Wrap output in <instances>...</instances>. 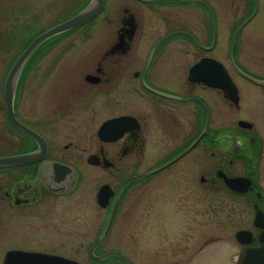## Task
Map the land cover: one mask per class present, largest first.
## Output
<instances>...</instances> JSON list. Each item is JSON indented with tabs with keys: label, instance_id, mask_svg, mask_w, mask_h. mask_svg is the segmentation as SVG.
Segmentation results:
<instances>
[{
	"label": "flooded vegetation",
	"instance_id": "flooded-vegetation-1",
	"mask_svg": "<svg viewBox=\"0 0 264 264\" xmlns=\"http://www.w3.org/2000/svg\"><path fill=\"white\" fill-rule=\"evenodd\" d=\"M263 17L264 0H103L101 13L87 23L88 29L83 25L59 37L67 36L68 44L89 40V35L78 33L83 29L82 33L97 34L98 46L87 52L91 57L71 95L78 104L57 115H35L33 123L26 122L18 112L19 81L15 117L40 137L44 152L38 142L8 124L3 106L4 128L15 138L9 139L6 130L0 135L3 149L12 148L0 157L37 152L41 159L0 168V264L13 251L65 256L57 253L55 241L68 238L70 214L75 211L80 216L74 224L90 225L96 241L102 232L96 231L103 222L100 211L106 210L107 221L114 209L111 229L126 199L129 213L135 194L150 196L157 179L174 184L184 173V185L190 190L195 182L211 192L231 193L223 175L248 177L253 186L243 195L255 197L261 188L258 170L264 132L258 134L253 125L261 118L256 112L248 120L238 117L246 87L240 86L241 92L234 76L264 92V76L242 67L250 58L241 51L246 44L242 34L264 32ZM263 39L260 35L255 41L261 53ZM213 60L225 66L235 94L216 87L222 84ZM258 61L263 64L264 56ZM60 124L68 129L56 130ZM69 138L62 145L57 142ZM186 156L188 162L177 166ZM102 185L112 191L104 208L97 203ZM89 200L93 214L85 219ZM254 203L253 198L252 207ZM256 230L252 233L257 239ZM102 243L93 255H101ZM253 244L257 246V240Z\"/></svg>",
	"mask_w": 264,
	"mask_h": 264
},
{
	"label": "rangeland",
	"instance_id": "rangeland-1",
	"mask_svg": "<svg viewBox=\"0 0 264 264\" xmlns=\"http://www.w3.org/2000/svg\"><path fill=\"white\" fill-rule=\"evenodd\" d=\"M88 1L0 0V135L6 130L9 139L15 138L13 132L9 128L5 129L3 125V85L15 59L34 37L72 15L81 4ZM89 25L90 23L85 24L84 27L88 29ZM82 31L83 29H80L78 33L89 35V40L83 39L77 44H68L67 36L48 40L27 64L18 88L22 92H19L17 104L18 112L26 122L33 123L35 115H57L78 104L77 101L73 102L71 95L74 94V87L81 82L86 70L83 68L91 57L87 52L90 50L89 52L93 53V49L98 46L95 32L85 34ZM260 35L264 38V32L242 34V41L246 44L241 51L244 50V56L250 58V63H245L242 67L251 74L264 76V62L260 64L258 61V56H264V50L261 53L255 42ZM234 79L241 92L243 89L240 86L246 87V92H242L243 99L238 117L248 120L250 113L256 112L261 118L253 125L256 126L257 133L262 135L263 89L247 84L236 76ZM66 129L68 128L60 124L56 130ZM69 140L70 138L60 139L57 142L62 145ZM4 146L0 140V153L3 152ZM8 146L4 151L12 150ZM189 158L190 156H186L177 166L185 165ZM209 159L205 158L203 162L206 163ZM201 172L199 167V175ZM105 181L103 179V182ZM175 181L174 184L164 185L162 180L157 179L156 191L150 196L145 192L135 194L134 208L129 213L126 199L122 212L99 247L98 253L118 251L132 264H234L238 251L243 247L236 241L235 233L241 229L250 230L254 234L257 232L252 224L254 195H231L224 189L211 192L203 189L201 185L197 186L195 182L190 190L184 185V173L178 174ZM258 181L264 193V139ZM144 185L146 186V183ZM93 206L90 200L87 201V209L83 213L85 219L92 216ZM261 207L264 210V200ZM100 212L103 222L102 225H96L97 232L103 227L106 218V210ZM70 215L69 236L66 240L61 237L56 239L57 253L81 264H122L113 256L102 262L91 260L88 250L97 235L89 233L90 225L85 228L74 224V218L80 216L78 212ZM83 232L89 234L81 239Z\"/></svg>",
	"mask_w": 264,
	"mask_h": 264
},
{
	"label": "water",
	"instance_id": "water-1",
	"mask_svg": "<svg viewBox=\"0 0 264 264\" xmlns=\"http://www.w3.org/2000/svg\"><path fill=\"white\" fill-rule=\"evenodd\" d=\"M103 7V0H90V2L78 13L73 15L72 17L68 18L67 20L47 29L46 31L39 34L37 37H35L28 45L27 47L21 52V54L17 57L15 62L13 63L12 67L10 68L9 72L7 73V76L4 81L3 86V99L5 103V112H6V118L9 122V124L23 132L25 135L30 137L32 140L39 143V146L41 148L40 152H44V144L41 142L42 140L40 137L35 134L32 130L21 124L14 115L13 110V104H14V96L16 91L17 82L19 79V76L21 74V71L30 58V56L33 54V52L46 40L49 38L70 31L74 28H77L79 26H82L89 22L90 20L94 19L99 15ZM256 8V3H255ZM237 32H235L232 35L231 43L236 36ZM230 43V44H231ZM213 68L214 73L216 76H219V79L221 81L222 85H217L216 87L222 88L224 90L230 91L231 93L235 94L236 88L230 78L227 75V72L223 68L221 64L218 62H213ZM233 68L241 75H244L242 72L238 70V68L232 64ZM194 69L190 70V74H193ZM205 133V131H204ZM203 133V134H204ZM201 134L199 138L196 140V142L191 146L193 147L197 141L203 136ZM190 147V148H191ZM186 152V151H185ZM184 152V153H185ZM183 153V154H184ZM41 159V156L37 152H30L20 155H13V156H6V157H0V168L2 167H11V166H18V165H24L33 163L36 161H39ZM142 177V176H141ZM136 177V178H141ZM135 178V179H136ZM134 179V178H132ZM223 182L226 185L227 188H229L231 191L235 193H245L247 192L251 185L252 181L249 178H228L227 176H222ZM109 190L108 186H103L100 188L98 193V203L101 206H105L108 197L111 193H108ZM258 197H260L259 194H257ZM256 209V214L254 218V226L261 229V233L258 237V241L263 244L264 243V213L258 209L257 205H254ZM114 209H112L108 222L98 238V240L95 242V244L90 249V255L96 259L101 260L106 257L116 255L122 258V260L125 262V264H130L128 259L122 255L119 252H110L107 254H104L102 256L96 257L93 255V250L100 244L104 236L106 235L111 221L113 217ZM235 238L241 245H248L252 242V234L249 231L240 230L235 233ZM79 264L76 261H72L66 258L57 257V256H42L37 254H30L25 252H14L9 253L7 255V264ZM235 264H264V246H259L255 248H243L239 251Z\"/></svg>",
	"mask_w": 264,
	"mask_h": 264
},
{
	"label": "trees",
	"instance_id": "trees-1",
	"mask_svg": "<svg viewBox=\"0 0 264 264\" xmlns=\"http://www.w3.org/2000/svg\"><path fill=\"white\" fill-rule=\"evenodd\" d=\"M116 258H118V257H116ZM119 259V258H118ZM120 260V259H119ZM121 262H122V260H120ZM122 264H124L123 262H122Z\"/></svg>",
	"mask_w": 264,
	"mask_h": 264
}]
</instances>
